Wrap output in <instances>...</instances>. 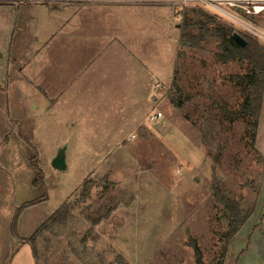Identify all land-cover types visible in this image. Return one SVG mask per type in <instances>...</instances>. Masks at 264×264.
Wrapping results in <instances>:
<instances>
[{"label":"rangeland","instance_id":"rangeland-1","mask_svg":"<svg viewBox=\"0 0 264 264\" xmlns=\"http://www.w3.org/2000/svg\"><path fill=\"white\" fill-rule=\"evenodd\" d=\"M15 4H28L23 10L42 20L43 6L74 5L97 17L85 23L109 44L86 63H101L104 79H141L142 88L127 102L128 116L79 109L83 116L54 111L47 121L34 97L9 90L23 63L7 69L0 62V264H196L192 240L204 264H264V95L253 141V118L227 115L251 96L244 82L251 66L217 58L219 28L244 31L198 5L0 0ZM156 111L164 118L153 125L148 117ZM62 147L67 169L57 171L51 162ZM85 182L92 188L83 199ZM216 186L241 219L250 215L235 237V217L216 199ZM63 205L68 218L38 237L36 262L27 241Z\"/></svg>","mask_w":264,"mask_h":264},{"label":"crops","instance_id":"crops-1","mask_svg":"<svg viewBox=\"0 0 264 264\" xmlns=\"http://www.w3.org/2000/svg\"><path fill=\"white\" fill-rule=\"evenodd\" d=\"M28 6L0 5V32L9 45L8 56L7 51L6 57L0 52V62L6 64L7 69L19 65L18 61L23 63V68L16 67L20 69L16 73L20 78L14 79L9 90L34 97L47 121L54 111L72 117L77 111L76 116H83L79 109H88L90 113L108 111L106 117L128 116L127 102L137 101V94L141 95V79L127 82L119 78V74L104 79L101 63H86L87 59L99 56L104 44H109L103 39L105 33H100L91 23H85L97 17L81 13L74 5L64 8L43 6L38 8L46 9L44 14L48 18L43 21L42 15L31 17L27 9L23 10ZM95 7L98 6H92ZM49 25L51 28L46 31ZM14 37L18 38L17 47L12 49ZM27 41L29 44L25 50L23 44ZM95 71H100L99 76ZM84 102L95 103L87 106ZM40 117L44 116L41 114ZM41 121L40 118V124Z\"/></svg>","mask_w":264,"mask_h":264},{"label":"trees","instance_id":"trees-1","mask_svg":"<svg viewBox=\"0 0 264 264\" xmlns=\"http://www.w3.org/2000/svg\"><path fill=\"white\" fill-rule=\"evenodd\" d=\"M219 33L222 35V46L221 53L217 54V58L222 63H232V62H240V63H248L251 66V72L246 76L244 82L247 84L250 89V97L247 98L242 108L238 112L227 113V115L232 119L238 118H253V124H250L252 127L253 141L256 139L257 134V125L259 123L262 106H263V95H264V47L260 44V42L247 35L241 34L242 37L246 40L247 45L242 48L233 40V34L235 31L232 28H219ZM189 45H194L193 40H188ZM188 45V46H189ZM89 182H85L82 186V198L86 199L90 189L92 188ZM215 197L217 200H221L226 203L227 208L230 209V212L234 215V221L236 224V228H231L229 235L235 237L237 231L241 230L244 224L247 222L250 215L244 216L243 219L239 217V212L237 211L236 204L230 203L228 198H225L221 195L220 188L218 186L215 187ZM43 199L35 200L29 203H26L22 206L21 209L28 208L32 205H35L42 201ZM238 212V215H237ZM69 215L68 205H63L58 211H56L40 228L33 234L32 237L28 239V243L32 246L34 257L37 262V239L38 237L48 229V225L57 224L62 221H65ZM108 216H103L98 218L94 223L98 225L101 221L105 220ZM17 228V219L14 220L12 224V230L14 235L16 234ZM191 247L194 250L195 261L196 264H204L202 252L197 245V242L192 240L190 243ZM48 250V249H47Z\"/></svg>","mask_w":264,"mask_h":264},{"label":"built area","instance_id":"built-area-1","mask_svg":"<svg viewBox=\"0 0 264 264\" xmlns=\"http://www.w3.org/2000/svg\"><path fill=\"white\" fill-rule=\"evenodd\" d=\"M86 1V0H84ZM98 1V0H87ZM142 1V0H141ZM145 2H171L183 7L202 6L209 11L225 18L237 25L245 34L264 43V28L255 21L246 19L254 18L264 23V0H143ZM160 111L152 112L148 122L153 125L159 124L163 119Z\"/></svg>","mask_w":264,"mask_h":264},{"label":"water","instance_id":"water-1","mask_svg":"<svg viewBox=\"0 0 264 264\" xmlns=\"http://www.w3.org/2000/svg\"><path fill=\"white\" fill-rule=\"evenodd\" d=\"M232 37L233 40L242 48H244L247 45L246 40L240 34L234 33ZM66 152H67V148L62 147L58 150L56 156L53 158L51 165L55 170L65 171L67 169Z\"/></svg>","mask_w":264,"mask_h":264}]
</instances>
